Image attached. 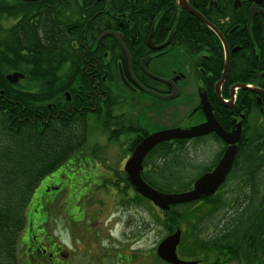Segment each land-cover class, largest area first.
Segmentation results:
<instances>
[{
    "label": "trees",
    "instance_id": "obj_1",
    "mask_svg": "<svg viewBox=\"0 0 264 264\" xmlns=\"http://www.w3.org/2000/svg\"><path fill=\"white\" fill-rule=\"evenodd\" d=\"M173 2L174 0H112L110 2V7L115 11L123 13L129 11L135 24L139 22L138 28L129 31L124 29V40L130 51L132 47L135 51V47L144 46V40L155 19H158L163 27L156 24L155 36L160 34L161 29L170 28L173 14L170 15L167 11L173 6ZM85 5L89 6L86 3ZM59 6L58 14L62 15L64 4L61 3ZM122 9L124 11H121ZM165 11L167 13H164ZM88 17L86 16V20ZM95 19L82 32V45L74 47L70 45L71 43L68 44L66 54L62 43L57 42L52 46H35L32 43L19 45L18 41H12L4 50L2 49L0 56V264H52L48 255L55 248L65 253L47 233L49 215L44 208L46 205L48 208L51 207L54 201V197L50 201L45 195L55 192L58 194L66 189H62V185L59 184L54 186L55 191H44V196L32 200L41 180L54 172L59 171L58 178L62 174L65 176L66 173L75 175L82 171L87 173L88 179L98 180V186H92L94 189L103 192L109 189L115 191L113 197H118L120 206L124 208L132 204L143 206L146 202L132 191L123 173L118 174L113 186L106 185L107 180L103 178L104 175L98 170H92L94 160L91 154H83L94 142L88 128L86 127L83 132L77 124L66 125L64 93L68 88L80 85L88 89L92 85L88 77L81 75L80 56L85 50V54L93 56H101L109 50L106 43L101 42L96 45L95 41L101 33L110 29L107 26L112 28V21L106 15H98ZM179 32L183 38L190 39L194 30H179ZM79 36L80 31L77 30L75 38ZM23 50L29 53L27 57L20 55ZM111 51L113 52L110 54H114L112 48ZM66 55H69L72 61H66ZM138 59L137 55L136 61ZM66 65L71 67L68 74H66ZM215 65L217 69L213 80L218 79L222 68L221 61H217ZM3 69L7 73L16 71L26 75L29 81L39 86L38 90L18 92L15 86L3 79ZM233 71L236 73L229 76V81L241 79L244 83L256 84L264 89V77H260L264 73V63L246 58L239 59L238 63L234 64ZM260 100L261 107L258 108L253 96L241 93L238 105H244L246 116L250 117L254 113L251 119L264 120V98ZM237 113L238 110L234 109L229 115ZM106 129L109 130L110 126L106 125ZM260 139L258 138V141H261ZM175 144L157 146L143 163L142 179L150 187L163 193H180L189 190L196 178L209 172L214 166L208 164L194 168L188 166L189 163L183 160ZM253 149L250 156L236 158L228 178L230 187L235 189L242 187L248 191L245 199L234 211L231 210L232 203L227 201L228 198L225 199L226 196L219 195L218 192L212 198L204 199L199 203L172 207L167 213L160 212L163 216L162 223L156 218V222L162 225L166 236L176 229L181 230V240L177 247V254L181 260L194 261L197 264H264V217H259L260 210L264 207V152L258 146ZM89 170L94 174L90 175ZM121 185L124 186L123 192L119 190ZM128 191H131L133 196L129 197ZM259 196L263 200L262 203L259 202ZM65 201L66 195L62 198V204ZM79 201V197L78 201L73 199L67 201V209H64L70 219L75 214L71 213V210ZM77 209L79 211L76 210V214L80 212L82 218L85 208ZM80 217H77V220ZM212 229L215 232L210 235ZM35 242H38V245H35ZM37 250L39 252H36ZM43 250L47 252L43 254ZM126 260L130 264L127 258ZM157 261L160 262L158 258ZM120 263L126 264L122 260Z\"/></svg>",
    "mask_w": 264,
    "mask_h": 264
},
{
    "label": "flooded vegetation",
    "instance_id": "obj_2",
    "mask_svg": "<svg viewBox=\"0 0 264 264\" xmlns=\"http://www.w3.org/2000/svg\"><path fill=\"white\" fill-rule=\"evenodd\" d=\"M111 1L0 0V56L2 49L12 41H18L19 45L32 43L35 46L62 43L66 54L68 44L71 43L74 47L82 45V32L93 19L98 15H106L112 21V28L107 26L110 29L104 32L120 35L127 55L120 43L110 36L98 41L102 33L97 37L95 44L104 42L109 50L101 56L87 55L86 50L82 53L79 70L81 75L92 81V85L88 89L79 85L66 90V125H74L77 122L84 132L89 124L87 119L93 114L96 118H101V128L104 129L109 124L112 133L125 131L132 135L133 138L128 143L132 153L136 144L151 132L150 126L157 124L151 122L152 113L155 118H161V115L167 112L165 110L170 109L171 118L178 120L171 128L187 129L202 125L205 118L200 104V93L204 94L217 125L224 133L235 132L239 126L235 161L239 156H250L256 146L264 152V120L251 119L254 113L250 117L246 116L244 105H238L241 93L253 96L258 108L261 107L260 99L264 96L236 90L235 87L250 86L260 92H264V89L256 84L244 83L241 79L228 80L231 74L236 73L233 71L234 64L238 63L239 59L246 58L264 63V0H174L173 6L167 11L170 15L173 14L170 28L161 29L160 34L155 36L156 24L162 27L158 19H155L144 40V46L135 47V51L134 47L132 51L127 48L124 29L129 31L138 28L139 22L135 24L129 11H115L110 7ZM61 3L64 4L62 15L58 14ZM77 30L80 31L79 38H75ZM179 30H194V33L187 39L183 38ZM111 48L114 54H110L113 52ZM155 48L160 49L154 50ZM20 55L27 57L29 53L23 50ZM146 58L148 61L142 69L141 63ZM68 60L72 61L69 55H66V61ZM217 61H221L222 68L218 79L213 80L216 76ZM70 70L71 67L66 65V74ZM224 72L225 79L221 81ZM146 73L166 83L155 81ZM2 75L6 81L5 69L2 70ZM260 77H264V73ZM189 80L194 83L192 86L188 83ZM14 88L20 93L31 92L22 89L19 83ZM230 92H236L232 103L228 99ZM173 93L176 94L174 99L164 100ZM257 101H260V105H257ZM234 109L238 110V113L229 115ZM184 110H187V113L183 116L181 112ZM157 129L163 130L165 127ZM258 138H261V141H258ZM173 143H176V148L185 151L186 156V147L193 144H210L215 155L213 169L229 146L214 133ZM180 149L181 157L185 156ZM184 161L189 163V160ZM228 178L229 175L227 180ZM227 184H230L229 180ZM259 202L262 203L263 200L260 199ZM261 216L264 217V207L260 210L259 217ZM37 243L34 244L38 245ZM46 252L47 250L42 251L43 254ZM60 254L61 249L55 248L48 255L50 262L54 264L53 258ZM69 255L66 251V258Z\"/></svg>",
    "mask_w": 264,
    "mask_h": 264
},
{
    "label": "rangeland",
    "instance_id": "obj_3",
    "mask_svg": "<svg viewBox=\"0 0 264 264\" xmlns=\"http://www.w3.org/2000/svg\"><path fill=\"white\" fill-rule=\"evenodd\" d=\"M19 83L22 89L31 92L39 88L36 83L27 78L20 80ZM188 83L192 86L193 82L189 80ZM165 111L167 112L161 115V118H155L154 114H151V122L157 124L150 126V131L161 126L167 128L177 124L178 120L171 118V110ZM181 113L184 116L187 110ZM87 120L89 124L86 127L94 142L89 145L92 150L89 151L88 147L83 154H91L94 160L92 170L101 172L105 176L103 178L107 180L104 183L113 186L118 174L122 172L125 161L131 155L128 143L133 136L125 131L112 133L105 130V127L101 128V118H96L93 114H90ZM185 149L188 151V156L180 149L185 155L182 158L189 160L190 167L213 165L215 155L210 144H200V146L193 144ZM89 171L90 175L94 174L93 171ZM58 175L59 171L43 178L32 197L33 201L38 200L47 188L59 184L62 185V189H66L58 194L55 192L45 195L50 201L54 197L51 207L48 208L46 205L44 208L49 215L47 233L54 238L58 246L70 253L68 258L57 255L53 259L54 264H121L120 260L127 264L126 258L130 264H163L157 261L155 250L166 236V232L160 224L163 216L156 208L146 202L142 204L143 206L133 204L125 206L126 208L120 206L119 198L113 197L115 191L109 189L107 193L94 189L92 186L97 187L98 180L88 179L86 177L88 174L83 171L78 175L66 173L59 178ZM89 183L91 184L88 185ZM230 185L231 183L227 184L219 195L226 196L225 199L228 198L227 201L232 203L231 210L234 211L245 199L248 191L242 187L235 189ZM119 190L123 192L124 186L121 185ZM65 195L66 201L62 204V198ZM128 196H133L131 191H128ZM78 197L80 201L72 208L71 213L75 214L70 219L64 208L67 209V201L72 199L78 201ZM77 208H85L82 218L80 212L76 214L75 211H79ZM77 217L80 219L77 220ZM156 218L160 220V223L156 222ZM214 232L212 229L210 235Z\"/></svg>",
    "mask_w": 264,
    "mask_h": 264
},
{
    "label": "water",
    "instance_id": "obj_4",
    "mask_svg": "<svg viewBox=\"0 0 264 264\" xmlns=\"http://www.w3.org/2000/svg\"><path fill=\"white\" fill-rule=\"evenodd\" d=\"M25 2H36L39 0H21ZM182 6V5H181ZM184 8V7H182ZM187 9V8H184ZM110 36L114 38L116 41L120 43L121 48L124 53L127 55V52L124 49V46L121 44L120 35L115 34L114 32H105L103 33L97 40L100 41L103 37ZM150 41L148 39L147 43ZM160 48H155L154 50H158ZM148 61V58L144 59L141 63L142 69H144V65ZM227 67V61H226ZM152 79L160 82H164L159 80L152 75L148 74ZM23 76L14 73L7 76V80L11 84H15L19 79H22ZM225 79V72L222 76L221 81ZM166 83V82H164ZM235 88L246 90L249 92L257 93L258 95L264 96V92H260L255 90L252 87L240 85ZM234 94L230 92V96L232 97ZM218 99H220V94L217 92ZM176 94L173 93L169 97L164 98L165 100L174 99ZM200 104L202 107V111L205 118V123L196 127L182 129H168L162 130L159 132L152 133L145 137L133 150L130 158L126 161L124 165V173L126 175V180L128 184L133 188V190L143 199L151 202L154 207L159 209L162 212H167L171 206H179L188 204L206 197L213 196L218 189V187L223 183L226 176L228 175L232 163L235 157V146L234 144L238 141V137L240 135L239 126L235 132L230 134L224 133L221 128L217 125L215 119L212 116L211 108L206 101V98L199 93ZM259 103V101H258ZM209 133L216 134L220 139H222L225 143L230 145L225 153L223 154L221 160L214 168L211 173L204 174L200 177L193 185L192 190L184 193H161L150 186H148L141 177L142 172V162L146 155L156 146L176 140H187L205 136ZM180 230H176L173 234L164 238L156 248V256L159 260L164 262L165 264H196L195 262H187L182 261L178 258L176 254V249L180 241ZM65 257V255H62Z\"/></svg>",
    "mask_w": 264,
    "mask_h": 264
},
{
    "label": "bare ground",
    "instance_id": "obj_5",
    "mask_svg": "<svg viewBox=\"0 0 264 264\" xmlns=\"http://www.w3.org/2000/svg\"><path fill=\"white\" fill-rule=\"evenodd\" d=\"M75 124H77V122Z\"/></svg>",
    "mask_w": 264,
    "mask_h": 264
}]
</instances>
